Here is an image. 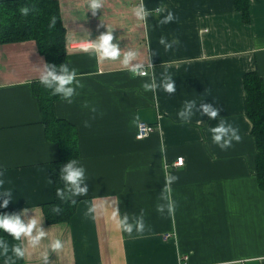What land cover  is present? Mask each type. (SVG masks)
Returning a JSON list of instances; mask_svg holds the SVG:
<instances>
[{"label": "crops", "instance_id": "crops-1", "mask_svg": "<svg viewBox=\"0 0 264 264\" xmlns=\"http://www.w3.org/2000/svg\"><path fill=\"white\" fill-rule=\"evenodd\" d=\"M54 1L65 33V66L77 70L80 86L72 85L71 104L52 103V115L74 130L87 192L67 198L75 202L67 223L46 225L41 208L53 200L51 164L60 159L32 92L46 63L33 41L0 45V180L13 189V201L0 212L19 214L27 207L21 220L35 214L47 233L40 248L17 264H264V192L256 183L243 88L244 75L252 72L264 85V0H247L248 24L233 0H143L153 12L143 24L130 11L138 0H103L95 15L86 0ZM156 8L175 19L161 24ZM106 30L121 52L138 50L130 65L142 63L157 81L168 73L175 91L145 92L141 84L148 77L131 78L118 62H100L76 46ZM185 100L197 106L182 123L176 114ZM200 104L217 108V120L200 114ZM220 118L241 137L223 151L208 132ZM138 123L154 131L137 140ZM178 158L183 166L177 168ZM169 174L177 180L165 199ZM168 200L174 213H157ZM100 204L103 211L87 212ZM113 209L117 219L127 218L130 233L113 227ZM140 220L144 228L137 232ZM53 238L63 248L47 250L39 262Z\"/></svg>", "mask_w": 264, "mask_h": 264}, {"label": "clouds", "instance_id": "clouds-1", "mask_svg": "<svg viewBox=\"0 0 264 264\" xmlns=\"http://www.w3.org/2000/svg\"><path fill=\"white\" fill-rule=\"evenodd\" d=\"M102 6L103 0H86L87 10L93 15H95L96 10L102 8ZM130 11L132 17H134L135 21L139 24H143L146 17L153 14L152 11L145 8L143 0H138V2L131 7ZM154 11L157 15L162 14L159 21L161 24H167L175 19L170 10L165 12L162 8H156ZM27 13V8L22 7L20 9L21 15H27ZM112 41L113 35L111 30H106L95 40L81 42L76 46L83 51L91 50L95 58L100 62H118L119 66L126 70L131 78L148 77L147 82H142L141 84V88L145 92L155 91L159 88L164 93L171 95L175 91V85L171 75L166 72L162 73L159 81H157L156 77L150 74L142 63L130 65V61L138 60L140 55L138 50L121 52L117 44L112 43ZM159 44L163 45L165 51L169 49V45L165 44L163 37L159 39ZM77 76L78 73L75 68L69 70L65 65H60L58 68L46 65L43 74L39 77V82L47 88H51L52 95L59 94L60 100L67 104H71L72 97L75 95L72 85L76 84L77 87L80 86ZM196 106V101L185 100L176 114L177 118L184 123L194 114ZM199 112L205 115L209 120H217L219 110L210 104H200ZM208 132L210 134L211 143L222 151L230 148L233 143H238L241 139L238 128L233 126L232 123L226 122L223 118H220L215 126L208 128ZM178 159L182 160V158ZM59 178L63 181L65 187L63 195L61 191L57 189V197L65 199L77 195L83 196L87 192V186H81L87 178L86 169L79 160L72 159L67 162L62 167ZM176 180L177 177L175 175L169 174L165 176V199H167L168 186L173 184ZM3 185L4 181L0 180V209L5 208L10 201H13V189L11 187H4ZM72 202L74 203V201ZM175 207V203L168 200L165 205H157L156 212L161 213L166 209L167 214L171 216L174 213ZM104 208L105 205L103 204L95 205L89 207L87 212L93 213L97 209L103 211ZM28 210L29 208L24 207L19 214H0V233H6L7 236L11 238L9 240L4 235H0V264H17L18 261H22L26 256L38 250L41 246V241L47 236V233L38 227L40 217L37 215L34 214V216L27 219L26 222L21 220L20 216L24 215ZM108 219L116 230H123L125 233H130L132 231V226L125 223L126 217L117 219V210H111ZM135 227L137 232L143 231L144 225L142 220L138 221ZM34 230L35 234H33ZM62 248L63 242L59 238L51 239L47 243L45 249L39 252V262L46 261L47 250H51L55 253L59 252Z\"/></svg>", "mask_w": 264, "mask_h": 264}, {"label": "trees", "instance_id": "trees-1", "mask_svg": "<svg viewBox=\"0 0 264 264\" xmlns=\"http://www.w3.org/2000/svg\"><path fill=\"white\" fill-rule=\"evenodd\" d=\"M234 8L240 13L242 21L249 23L248 1L233 0ZM28 9L27 15H21L20 9ZM33 41L46 65L59 67L65 65V33L61 25L59 8L54 0H8L0 2V45ZM246 96V117L250 121L251 135L256 144L255 178L258 188L264 192V85L255 72L243 77ZM32 92L37 99L46 138L57 144L60 159L51 164L52 202L42 206L46 225L67 223L74 213L75 202L56 196L59 189L64 192V183L60 180V171L65 162L78 158L73 128L65 122L56 120L52 115V103L59 101V94L52 95V89L39 83L32 84ZM13 214L15 211H3L0 214ZM7 239L6 233H0Z\"/></svg>", "mask_w": 264, "mask_h": 264}, {"label": "built area", "instance_id": "built-area-1", "mask_svg": "<svg viewBox=\"0 0 264 264\" xmlns=\"http://www.w3.org/2000/svg\"><path fill=\"white\" fill-rule=\"evenodd\" d=\"M80 49V48H79ZM154 131V128L145 124V123H138L136 126V132H135V138L137 140H142L147 138L152 132ZM183 166V160L176 159L174 163V167H182Z\"/></svg>", "mask_w": 264, "mask_h": 264}]
</instances>
